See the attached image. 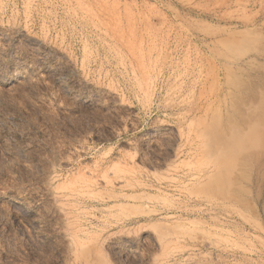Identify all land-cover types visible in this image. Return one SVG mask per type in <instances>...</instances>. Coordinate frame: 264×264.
I'll list each match as a JSON object with an SVG mask.
<instances>
[{
    "label": "rangeland",
    "instance_id": "1",
    "mask_svg": "<svg viewBox=\"0 0 264 264\" xmlns=\"http://www.w3.org/2000/svg\"><path fill=\"white\" fill-rule=\"evenodd\" d=\"M0 264H264V0H0Z\"/></svg>",
    "mask_w": 264,
    "mask_h": 264
}]
</instances>
